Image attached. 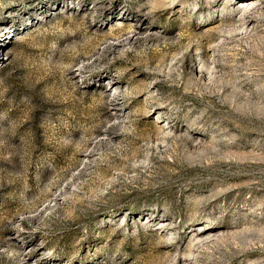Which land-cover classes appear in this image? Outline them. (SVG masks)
Returning a JSON list of instances; mask_svg holds the SVG:
<instances>
[{
  "label": "rangeland",
  "instance_id": "rangeland-1",
  "mask_svg": "<svg viewBox=\"0 0 264 264\" xmlns=\"http://www.w3.org/2000/svg\"><path fill=\"white\" fill-rule=\"evenodd\" d=\"M0 264H264V0H0Z\"/></svg>",
  "mask_w": 264,
  "mask_h": 264
},
{
  "label": "bare ground",
  "instance_id": "bare-ground-1",
  "mask_svg": "<svg viewBox=\"0 0 264 264\" xmlns=\"http://www.w3.org/2000/svg\"><path fill=\"white\" fill-rule=\"evenodd\" d=\"M247 5V4H246ZM251 5H253L252 3H251ZM253 8H255L254 6H253ZM243 10V12L244 13H247V10H246V8H245V10L244 9H242ZM249 10V9H248Z\"/></svg>",
  "mask_w": 264,
  "mask_h": 264
}]
</instances>
